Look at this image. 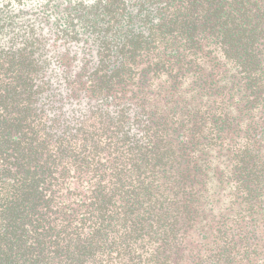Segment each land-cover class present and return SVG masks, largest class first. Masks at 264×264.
<instances>
[{"label":"trees","instance_id":"1","mask_svg":"<svg viewBox=\"0 0 264 264\" xmlns=\"http://www.w3.org/2000/svg\"><path fill=\"white\" fill-rule=\"evenodd\" d=\"M0 264H264V0H0Z\"/></svg>","mask_w":264,"mask_h":264}]
</instances>
